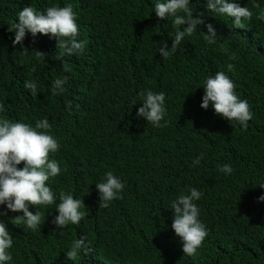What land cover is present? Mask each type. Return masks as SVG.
Listing matches in <instances>:
<instances>
[{"label":"trees","instance_id":"1","mask_svg":"<svg viewBox=\"0 0 264 264\" xmlns=\"http://www.w3.org/2000/svg\"><path fill=\"white\" fill-rule=\"evenodd\" d=\"M239 1L253 11L243 28L234 27V18L208 11L207 0H190L194 18L203 13L205 23L163 58L159 49L164 42L171 49L175 29L170 15L157 17V0H0V119L35 127L47 118L49 134L70 142L59 162L61 174L46 182L57 193L55 203L29 205L33 214L39 208L46 217L40 228L13 224L23 213L0 205V213L7 212L0 222L14 239L13 259L3 264H264V202L259 201L264 196V20L257 19L264 0L256 1L261 9L253 8L252 0ZM67 4L76 14L77 39L86 42L83 54L60 58L51 34L28 32L23 41L29 52L47 54L42 62L22 53L20 45L13 47L15 34L8 29L19 23V11L33 6L46 12ZM207 24L215 27L216 44L203 38ZM232 53L236 60L228 59ZM219 71L250 106L253 119L246 130L216 114L211 104L201 107L205 80ZM65 76V92L52 95L53 81ZM25 80L37 81L36 95L24 87ZM147 89L165 93L164 127L137 115L143 106L139 94ZM181 144L195 146L197 158L205 154L188 184L165 178ZM224 164L231 165V174L218 171ZM107 171L125 182L123 198L92 210L75 183L96 184ZM190 187L203 193L195 203L208 235L198 253L186 258L178 254L179 237L168 225L173 198ZM61 192L84 200L79 224L52 223ZM86 236L93 252L68 260L73 240Z\"/></svg>","mask_w":264,"mask_h":264},{"label":"clouds","instance_id":"2","mask_svg":"<svg viewBox=\"0 0 264 264\" xmlns=\"http://www.w3.org/2000/svg\"><path fill=\"white\" fill-rule=\"evenodd\" d=\"M252 0L253 8L261 9V4ZM229 3L228 0H207L206 8L221 16L227 15L234 18V27L243 28L245 21H251L253 11L249 7ZM190 0H157L154 11L158 18H171L172 26L175 29L173 44L169 50L166 42L160 47L159 52L163 58L177 50V47L185 39L198 30L199 25L205 23L203 13L200 18H194V13L189 7ZM257 19L264 20V10L259 12ZM19 23L14 22L9 26V32L15 34L13 47L20 45L22 53L27 55L33 53L37 61H44L47 56L39 50L29 52L23 41L26 34L30 32L33 37L37 34L48 36L57 40L58 54L60 58L73 54H83L85 41L77 39L78 25L73 6L67 4L64 7L53 6L47 8L46 12H39L33 6L25 7L18 13ZM183 30H181V27ZM203 38L208 44L217 43V32L212 24H207V34L203 31ZM229 60H236L235 53L228 56ZM227 69L234 71V64L228 63ZM136 67L133 69L135 73ZM36 71L35 67L32 69ZM64 71L70 69L65 65ZM68 77H57L51 86L52 95H60L65 92V85ZM24 87L31 90L33 95L37 94L38 83L36 80H25ZM205 94L202 97L201 107L207 110L211 104L215 113L232 121H237L246 130L248 121L253 119V113L246 100H241L235 91L234 82L223 71H219L215 76H209L204 83ZM143 106L138 109V117H143L151 123L153 127H164L165 121V93L160 91L155 93L150 89L141 91ZM67 106L72 107V102L68 101ZM3 105H0L2 110ZM161 121H165L164 124ZM51 124L47 118L38 120L33 127L31 124L22 122H10L8 119H0V205H5L12 212H22L23 216L16 217L12 223H23L27 228L37 230L45 223L46 217L39 210L33 214L29 211L32 206H51L57 199V193L52 190L46 182L50 178L61 174L60 161L64 154L68 152L69 141L60 140L56 136L49 134ZM205 154L201 153L197 158L195 146L180 145L176 149V164L167 173L166 179L173 182L190 183V172L194 166H198ZM25 166L19 169L21 164ZM222 173L231 174L233 168L229 164H224L218 168ZM76 188L88 199L90 208H108L114 199H122V191L125 182H122L112 171H107L104 179L96 184H78ZM264 188V186H261ZM203 193L196 188H187L182 193L173 198L171 209L169 210V225L172 226L179 239L175 242L177 252L186 258L194 257L205 238L208 235L207 226L199 219L200 209L196 201H199ZM76 198V199H75ZM59 203L55 210L59 213L52 221L59 228L71 224H79L86 208L84 200L72 193L61 192L58 197ZM259 201L264 202V196L259 197ZM7 215V212L0 213ZM13 237L7 225L0 222V264L13 259L10 249L13 247ZM91 242L88 237H81L73 240L70 250L67 252V259L76 261L81 253L88 255L92 253Z\"/></svg>","mask_w":264,"mask_h":264}]
</instances>
